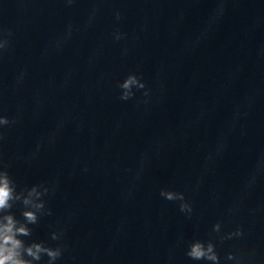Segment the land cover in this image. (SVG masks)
I'll use <instances>...</instances> for the list:
<instances>
[{"label": "clouds", "instance_id": "obj_1", "mask_svg": "<svg viewBox=\"0 0 264 264\" xmlns=\"http://www.w3.org/2000/svg\"><path fill=\"white\" fill-rule=\"evenodd\" d=\"M69 4L73 0H67ZM117 20L120 19V13L116 12ZM10 35V33H9ZM115 39L122 38L119 32L114 34ZM9 47L8 39H0V54ZM122 90L120 99L128 100L134 96L133 89H144L145 84L135 74H129L122 83L118 85ZM147 95V92L144 93ZM14 121H10L7 116L0 115V129L9 126ZM4 137L3 131L0 130V140ZM42 189V190H40ZM48 192V188L40 186H32L30 189L16 191L15 182L10 177L5 167L0 166V264H35L41 260L42 256H47V264L54 262L61 257L63 249L61 247H46L43 243L32 242L26 244L20 237L31 235L29 224L38 222V213L43 214L45 202L42 196ZM169 201H180V211L190 214L192 212L191 205L185 201L183 193L162 190L160 193ZM21 202L25 208L22 212L24 222L18 221L10 212L13 204ZM50 215L51 212L49 211ZM213 230L217 233L221 230L219 223L213 226ZM241 228L237 227L235 231L227 233L220 237L221 241L225 239L239 238L243 236ZM60 237L57 233H52V239L57 240ZM186 255L196 261L205 260L210 264H219V256L215 250V244L212 241L195 240L188 246ZM227 259L233 260L235 257L229 253Z\"/></svg>", "mask_w": 264, "mask_h": 264}]
</instances>
